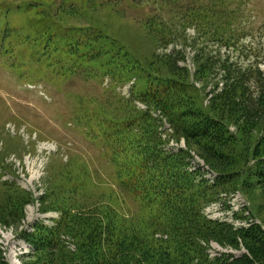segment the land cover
<instances>
[{
	"label": "trees",
	"instance_id": "16d2710c",
	"mask_svg": "<svg viewBox=\"0 0 264 264\" xmlns=\"http://www.w3.org/2000/svg\"><path fill=\"white\" fill-rule=\"evenodd\" d=\"M132 1L159 11L144 22L154 43L150 57L140 58L100 24L71 25L57 43L49 28L42 41L28 44L47 60L53 58L46 66L53 81L69 79L81 69L88 77L108 76L114 86L134 81L129 97L115 93L97 110L81 107L77 121L108 150L117 183L140 204L139 215L127 216L110 197L89 190L87 166L76 169L68 160L55 168L52 158L39 197L4 182L10 187L0 202V224L15 227L30 246L22 264H264L260 224L235 228L204 214L222 193L240 191L250 207L235 217H258L264 223V68L258 61L222 57L202 42L238 49L253 30L236 23L246 0ZM189 27L196 32L192 38L186 34ZM177 42L195 49L194 73L181 63L184 47L164 51ZM158 110L171 124L173 139L185 140V149L164 148L161 120L153 115ZM191 151L217 174L213 183L201 168L189 169ZM34 202L40 213H59L54 225L38 220L33 230L20 228L26 205ZM211 242L246 251L211 256ZM0 264H9L1 248Z\"/></svg>",
	"mask_w": 264,
	"mask_h": 264
},
{
	"label": "rangeland",
	"instance_id": "374dc122",
	"mask_svg": "<svg viewBox=\"0 0 264 264\" xmlns=\"http://www.w3.org/2000/svg\"><path fill=\"white\" fill-rule=\"evenodd\" d=\"M86 1L0 0V202L10 187L4 182L40 196L49 162L55 158V168L68 160L74 161L76 169L87 166L89 190L101 198L110 197L120 212L136 217L140 204L118 185L108 150L89 138L77 121L81 107L97 110L115 93L127 96L126 87L112 85L111 79L101 73L88 77L86 71L64 81H53L49 76L51 68L44 71L53 58L47 60L28 43L42 41L49 28L57 43L64 36L61 32L69 31L67 27L71 25L100 24L120 41L128 42L133 53L144 59L154 50L144 22L159 11L154 6L136 5L132 0H90V8ZM168 15L165 12L164 16ZM236 23L253 29L238 43V49L206 39L202 40L204 46L238 63L258 61L264 68V0H246ZM195 33L192 27L186 30L189 38ZM6 34L9 36L5 39ZM184 46L177 42L164 51L169 53ZM184 48L186 59L181 63L193 72L195 49L190 44ZM248 204L246 195L236 191L208 206L205 213L239 225L246 220H238L234 213ZM261 212L264 218V211ZM25 213L20 228L27 230L35 221L53 224V219L58 218L57 212L40 213L38 203L26 205ZM0 248L9 264H22V255L30 247L17 236L15 227L0 224ZM222 252L239 256L243 251L211 243L212 256Z\"/></svg>",
	"mask_w": 264,
	"mask_h": 264
}]
</instances>
